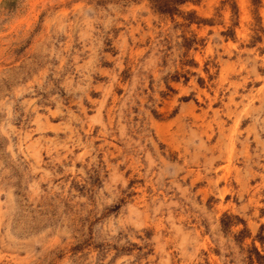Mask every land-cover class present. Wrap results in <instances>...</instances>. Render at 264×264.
I'll list each match as a JSON object with an SVG mask.
<instances>
[{"label":"rangeland","instance_id":"1","mask_svg":"<svg viewBox=\"0 0 264 264\" xmlns=\"http://www.w3.org/2000/svg\"><path fill=\"white\" fill-rule=\"evenodd\" d=\"M0 264H264V0H0Z\"/></svg>","mask_w":264,"mask_h":264},{"label":"trees","instance_id":"2","mask_svg":"<svg viewBox=\"0 0 264 264\" xmlns=\"http://www.w3.org/2000/svg\"><path fill=\"white\" fill-rule=\"evenodd\" d=\"M154 7L160 12H171L175 6L187 0H150Z\"/></svg>","mask_w":264,"mask_h":264}]
</instances>
